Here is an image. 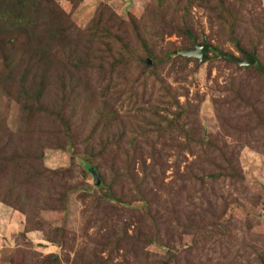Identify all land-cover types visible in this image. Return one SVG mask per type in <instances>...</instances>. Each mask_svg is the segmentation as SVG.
<instances>
[{
    "label": "rangeland",
    "instance_id": "374dc122",
    "mask_svg": "<svg viewBox=\"0 0 264 264\" xmlns=\"http://www.w3.org/2000/svg\"><path fill=\"white\" fill-rule=\"evenodd\" d=\"M54 1L75 24L73 48H90L94 53L99 45L94 43L92 24L103 12L112 18L102 15L111 34H123L140 61L124 68L111 67L106 59L103 68L78 75L80 100L67 110L72 117L70 134L44 113L38 114L34 127L21 130L24 135L16 144L37 151L46 169L61 174L53 180L43 175L40 188L21 191V207L28 206L34 193L40 206L31 216V227L39 231L29 233L27 241L17 236L23 229L14 217L25 220V216L5 205L14 216L9 225L4 218L0 221V264H264V74L255 66L244 69L224 62L213 53L205 63L174 61L169 53L194 49L175 28L181 17L178 6L161 11L155 0ZM227 3L238 10L236 33L219 26L215 14L196 6L190 21L197 37L194 44L206 41L241 60V50L256 52L264 67V0ZM141 39L153 58H148ZM109 42L113 51H120L115 38ZM11 51L20 56L25 49L17 45ZM146 60H150L147 67ZM10 89L0 82V119L17 131L21 111ZM107 107L126 125L142 114L162 128L157 135L139 137L143 159H136L132 185L128 178L118 181V202L103 200L106 191L95 185L85 167L92 159L90 148L94 156L100 152L92 130L106 136L99 120ZM171 121L185 127L192 141L170 131L166 126ZM129 138L122 141L125 148H131ZM113 144L108 156L94 157L102 164L106 185L114 178L111 165L119 167L121 157ZM151 148L156 165L144 180L141 168L154 162L148 155ZM180 148L191 151L176 150ZM8 166L3 180L14 170L13 164ZM228 166L238 171L230 173ZM219 167L228 172L220 173ZM136 184L143 185L151 202L143 201ZM60 192L65 195V209L58 201ZM153 235L157 244L147 247L144 236ZM51 257L59 263H49Z\"/></svg>",
    "mask_w": 264,
    "mask_h": 264
},
{
    "label": "trees",
    "instance_id": "16d2710c",
    "mask_svg": "<svg viewBox=\"0 0 264 264\" xmlns=\"http://www.w3.org/2000/svg\"><path fill=\"white\" fill-rule=\"evenodd\" d=\"M155 3L156 8L161 11H165L171 5L178 6V12L181 17L178 28L174 27L188 41L192 42L190 48L195 47L194 42L197 40L190 24L192 9L196 6L203 7L215 14L218 25L224 29L229 28L232 34H235L238 29L239 18L236 17L238 10L232 8L227 3V0H155ZM102 15L105 17L103 12ZM102 15L93 20L92 36L94 37V43H97L99 47L92 53L90 48L85 51H79L72 47L75 24L54 0H0V82L11 87L10 91L21 111L20 124L16 129L17 131L9 128L6 121L0 119V191H6L5 194L0 192V203L14 208L25 216V220L23 219V223H25L23 230L17 234L25 241H27L29 233L39 231L37 227H31V216L37 215L36 213L40 210V206L36 204L38 194L34 193L29 198L28 206L23 205L21 207L23 200L21 191L30 190L26 189L30 186L33 189L40 188L41 186L38 187V182L43 175H47L50 180H53L61 173L60 171L46 169L42 162V156L37 154V151L31 153L28 150L29 147L16 144L20 141L21 134L24 135L21 130L28 129L31 125L34 127L38 122V114L44 113L60 121L66 126V130L70 134L68 128L72 123V117L71 114L67 115V110L70 112L69 109L76 106L75 100H80L78 93H81L78 88L81 83L76 81L80 80L78 75L80 73H88L90 70L103 68L101 63L106 59H110L111 67L122 66L124 68L140 61L135 53L129 50V45L122 39L123 34H118V37L111 34V29L106 19L112 18L106 16V19H103ZM169 27H173L171 22ZM112 38L117 40L120 51L115 52L111 49L109 40ZM140 44L148 50V58H153L154 54L148 47L147 42L141 39ZM17 45L25 49L20 56L11 51ZM188 48L180 51L188 50ZM209 48L208 59L211 58L210 53H213V57L221 58L224 62L233 63L237 67L244 69L255 66L258 72L264 74V67L259 64L256 52L241 50L243 60H245V54H249L256 57V65L240 66L237 62L228 58L234 57L233 55L220 53L215 46H209ZM180 51L171 52L168 56L174 57V61H179L185 65L192 60L199 62L197 59L179 55L178 52ZM217 52L220 54H216ZM143 63L147 67L150 60L143 61ZM105 102L104 104H106ZM162 103L165 104V102ZM107 106L109 107V105ZM108 107L103 113H100L101 118L99 120V123L103 125L102 132L106 136L103 137L97 129L92 130L93 137L97 135V139L100 141V152L94 156L92 153L94 150L89 147V155L92 156V159L89 160L85 167L87 170H95L99 174L101 178L100 190L106 191L103 200L105 202H118L120 198H118V193L115 189L120 184L118 181L128 178L132 185V180L136 176L134 167L136 159H143V155H139L141 152V148L138 147L139 137L146 139L149 135H157L162 128L160 123H151L142 114L135 117L133 124L126 125ZM160 120L164 121L163 118H160ZM166 122L168 121L166 120ZM142 125L145 127H141ZM166 127L170 131H178L181 135L186 136L189 141H192V137L187 132L188 130H185V127H182L179 122L171 121ZM128 136H130L131 148H125L123 146L124 143L122 144V141H126ZM112 143L119 149L121 157L119 158V167L111 165V172L114 178L111 180L112 182L106 185L104 183L106 182V177L102 172V164L99 165L94 157L101 160L106 155L108 156ZM89 148H86V150ZM187 149L191 151L190 148L176 150L180 152ZM203 149L204 147L201 148V151ZM148 155L154 162L151 167L144 166L141 168L145 175L144 180L149 178V171L154 169L156 165L155 149L151 148ZM10 164L14 165V170L8 171L9 177L3 180L2 174L5 171L7 172ZM228 169H230V173L238 171L233 166L232 168L228 166ZM218 170L220 173L228 172L223 167H219ZM197 179L203 180V178ZM136 186V189L144 195L143 201H150L145 198L148 192L143 185L136 184ZM60 188L70 190L67 186ZM48 193L53 194L52 190H48ZM31 200L33 203H31ZM58 201L62 204V209H65V195L62 192L59 194ZM28 207L29 210L27 209ZM46 209H51V207ZM147 210L148 215H150L149 209ZM37 225L39 226L40 223ZM156 232L157 228L154 225L153 233L156 235ZM141 234V232L137 233V238ZM114 237L111 238L112 242ZM144 242H146L145 245L147 247L157 244L154 240V235L150 239L144 236ZM49 263H59V261L57 258L51 257Z\"/></svg>",
    "mask_w": 264,
    "mask_h": 264
},
{
    "label": "water",
    "instance_id": "95a60500",
    "mask_svg": "<svg viewBox=\"0 0 264 264\" xmlns=\"http://www.w3.org/2000/svg\"><path fill=\"white\" fill-rule=\"evenodd\" d=\"M209 45L205 41L202 45L200 44H195L194 49L192 50H185V51H180L178 52L179 55L187 58H194L199 60L200 63H204L208 60V53H209ZM231 60H234L237 62L240 66H250V65H255L256 63V58L254 56H251L249 54H245V60L241 61L236 57H228ZM93 178H94V183L96 186L101 185V178L97 171L95 170H90Z\"/></svg>",
    "mask_w": 264,
    "mask_h": 264
},
{
    "label": "crops",
    "instance_id": "0c3cea01",
    "mask_svg": "<svg viewBox=\"0 0 264 264\" xmlns=\"http://www.w3.org/2000/svg\"><path fill=\"white\" fill-rule=\"evenodd\" d=\"M12 214H14V213H12L8 208H6L3 204H1L0 203V221H2L3 220V218L4 219H6V222H5V224L7 225H9V223L8 222H11V221H13L12 220V218H11V216H14V215H12ZM14 217H16V220L18 221V223H19V229L21 228H23V224H22V222H23V217H20V216H14ZM20 222H21V224H20Z\"/></svg>",
    "mask_w": 264,
    "mask_h": 264
}]
</instances>
